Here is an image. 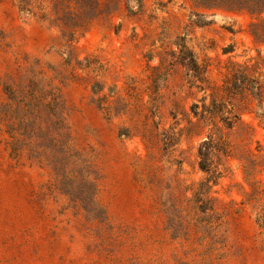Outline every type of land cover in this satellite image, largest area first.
<instances>
[{"label": "rangeland", "instance_id": "obj_1", "mask_svg": "<svg viewBox=\"0 0 264 264\" xmlns=\"http://www.w3.org/2000/svg\"><path fill=\"white\" fill-rule=\"evenodd\" d=\"M32 1L28 13L0 0V109L10 93L59 94L96 194L85 209L53 191L48 168L11 157L0 124V264H264L250 200L255 183L264 201V125L255 118L264 99L227 136L228 170L210 195L219 228L188 216L181 231L170 223L204 177L205 130L188 121L211 90L192 86L191 57L219 91L232 64L264 56V12L191 0Z\"/></svg>", "mask_w": 264, "mask_h": 264}, {"label": "trees", "instance_id": "obj_2", "mask_svg": "<svg viewBox=\"0 0 264 264\" xmlns=\"http://www.w3.org/2000/svg\"><path fill=\"white\" fill-rule=\"evenodd\" d=\"M96 3L97 0H88ZM22 12H30L32 0H18ZM197 6L218 8L235 12L260 15L264 12V0H191ZM224 53H226L224 51ZM193 71L192 86L197 91L211 92L190 107L195 121H188L189 130L204 129L205 138L197 148L198 168L204 174L193 187L191 197L186 198L185 207H173L170 223L178 232L185 219L190 217L196 223L218 229L220 220L215 214L211 191L228 170L230 150L227 136L235 127L243 125V112H254L249 108L256 100L262 108L264 99V56L260 54L249 63L232 64L227 69L218 90L207 85L206 69H201L191 57ZM59 94L45 91V96L16 98L10 93L7 103L0 109V124L10 155L13 159L27 161L46 167L51 171L52 190L67 197L74 205L89 208L94 204L96 194L95 171L83 159L81 152L72 145V136L64 114ZM255 118L264 125V111H255ZM168 133V132H167ZM167 136L173 138L171 131ZM252 165H254L252 163ZM252 167L244 166L246 181L250 183ZM252 183V182H251ZM253 185L254 197L250 199L258 210L259 221L264 227V201L262 190ZM188 215H183V213ZM216 217L215 220H212Z\"/></svg>", "mask_w": 264, "mask_h": 264}]
</instances>
